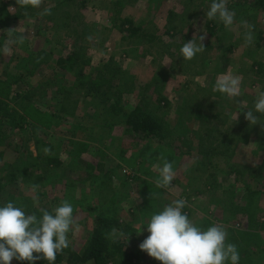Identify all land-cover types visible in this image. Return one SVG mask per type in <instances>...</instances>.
<instances>
[{"label":"rangeland","instance_id":"obj_1","mask_svg":"<svg viewBox=\"0 0 264 264\" xmlns=\"http://www.w3.org/2000/svg\"><path fill=\"white\" fill-rule=\"evenodd\" d=\"M255 1L228 0L235 22L225 27L206 17L211 0H43L40 8L0 0V49L7 29L25 34L0 53V114L14 111L18 121L0 125V206L12 201L39 217L69 201L78 226L63 260L84 250L102 216L119 223L108 239L136 253V264H160L139 249L141 228L183 198L195 225L224 227L239 264H264V114L254 112L255 125L244 119L264 90V10ZM44 8L51 14L41 16ZM242 21L254 25L250 45ZM193 34L205 35V50L185 60L180 48ZM224 73L242 79L233 99L214 90ZM135 107L162 125L161 142L127 127ZM162 158L176 173L167 188L155 185Z\"/></svg>","mask_w":264,"mask_h":264},{"label":"clouds","instance_id":"obj_2","mask_svg":"<svg viewBox=\"0 0 264 264\" xmlns=\"http://www.w3.org/2000/svg\"><path fill=\"white\" fill-rule=\"evenodd\" d=\"M42 3L43 0H16V4L21 7L40 8ZM227 5L228 0H211L206 17L209 20L218 19L225 27L232 26L235 12L229 10ZM39 14L50 15L51 9L44 8ZM241 23L247 29L244 42L250 45L254 40V25L247 21ZM16 29H7V39L0 53L7 54L12 46L23 44L25 34H17ZM204 39L205 35L193 34L180 48L181 56L185 60H191L202 53L205 50ZM241 84L239 76L224 73L215 81L214 90L233 99L240 95ZM254 112L264 114V90L257 89L254 110L244 111V119L252 125L261 123ZM236 118L237 116L235 120ZM43 151L50 154L51 149L44 148ZM153 167L159 177L155 181L156 187H169L176 175L172 162L162 158V163ZM38 187L33 184L31 191L36 192ZM185 206L186 200L180 198L152 214L146 227L141 228H146L148 235L139 244V249L160 264H239L237 246L227 242L228 234L224 227L213 225L203 230L182 211ZM39 211V217L35 213L26 214L23 207L16 206L12 201L0 206V264H11L13 259L27 261L28 264H35V261L42 259L48 264H54L57 255L69 247L68 234L78 226L73 205L62 200L51 212L45 208H40Z\"/></svg>","mask_w":264,"mask_h":264},{"label":"trees","instance_id":"obj_3","mask_svg":"<svg viewBox=\"0 0 264 264\" xmlns=\"http://www.w3.org/2000/svg\"><path fill=\"white\" fill-rule=\"evenodd\" d=\"M254 5L260 10H264V0H256ZM126 24L131 27V22L128 20L121 23L122 27ZM76 85L80 86V84ZM15 114L14 111L8 113V111L5 110L4 113L0 114V125L4 122V118H6V124L12 127L16 126L18 121L13 118ZM124 118L127 127L140 139L148 141L154 140L157 142H161L164 139L162 135V125L149 114L144 112L141 107H135L127 114H124ZM18 120L21 121V117L18 118ZM1 190L2 185L0 184V193ZM113 228L118 230L121 229L119 223L116 221L97 216L91 237L84 250L80 254H77L68 249V255L65 260H63L62 252L57 255L54 264H136L139 259L136 253L125 251V245L123 242L111 241L108 239L107 234H109ZM19 264L28 263L26 261H19ZM39 264H48V262L44 260Z\"/></svg>","mask_w":264,"mask_h":264}]
</instances>
